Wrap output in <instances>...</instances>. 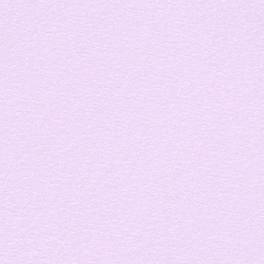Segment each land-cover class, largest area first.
<instances>
[{
	"label": "snow or ice",
	"instance_id": "1",
	"mask_svg": "<svg viewBox=\"0 0 264 264\" xmlns=\"http://www.w3.org/2000/svg\"><path fill=\"white\" fill-rule=\"evenodd\" d=\"M0 264H264V0H0Z\"/></svg>",
	"mask_w": 264,
	"mask_h": 264
}]
</instances>
